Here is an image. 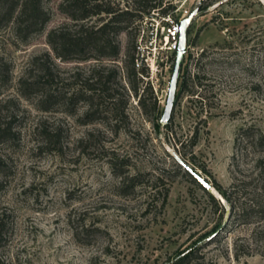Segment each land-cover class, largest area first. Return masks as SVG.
<instances>
[{
	"label": "rangeland",
	"instance_id": "1",
	"mask_svg": "<svg viewBox=\"0 0 264 264\" xmlns=\"http://www.w3.org/2000/svg\"><path fill=\"white\" fill-rule=\"evenodd\" d=\"M61 1H44L50 20L44 32L27 44L14 45L9 31L0 32V54L13 66L11 86L1 99L17 100L1 112L2 121L16 116L17 135L0 146V158L6 164L0 213L10 221L0 261L162 264L175 250L195 241L203 247L216 237L201 249L210 264H264V243L250 237L253 227L264 230V222L243 227L227 223L228 217L224 219L173 159H181L177 153H184L186 165L210 184L211 195L225 211L228 205L213 186L227 191L232 182L249 184L257 167L264 165V148L250 146V138L242 141L240 152L233 150L240 129L264 134V0H206V8L198 9L200 14L186 29L188 48L177 87L183 77L187 86L176 99L171 122L166 127L158 125L159 119L152 122L155 114L145 116L130 91L127 119L117 128L80 124L77 118L85 112L83 106L73 116L61 111L44 113L17 97V80L28 62L43 52L52 54L47 32L68 21L59 12ZM122 1L134 9L133 0ZM193 8L186 6L183 12L187 15ZM128 37L126 31L119 35L115 61L101 62L117 67L122 82ZM55 63L58 77L66 81H72L74 72L98 65L93 60ZM160 89L164 90L163 82ZM157 106L160 118L164 104ZM57 127L61 147L43 149L42 129ZM88 132L95 133L90 141L85 139ZM191 135L193 145L188 142ZM111 155L127 158V171L138 181L127 194H120V182L103 162ZM156 177L159 181L154 182ZM162 187L167 188L163 203ZM86 224L99 231L89 237L79 233L77 240L75 229L79 232Z\"/></svg>",
	"mask_w": 264,
	"mask_h": 264
},
{
	"label": "trees",
	"instance_id": "2",
	"mask_svg": "<svg viewBox=\"0 0 264 264\" xmlns=\"http://www.w3.org/2000/svg\"><path fill=\"white\" fill-rule=\"evenodd\" d=\"M44 1L0 0V32L9 31L12 37L11 43L14 45L27 44L34 36L42 34L50 20V15L44 8ZM204 2L206 0L201 2L200 10L208 5ZM132 4L134 9L130 10L127 7L128 3L122 0H62L58 9L68 21L47 32L46 43L52 54L46 51L28 62L23 74L17 80V97L31 103L35 110L44 113L61 111L73 116L77 108L83 106L86 110L77 118L80 124H106L117 128L127 119L125 108L129 103L131 91L137 98L136 104L142 113L145 116L155 114L151 121L159 119L158 125L166 127L167 125L163 126L160 123L159 107L151 90L144 87L142 92H138L140 80L131 66L134 23L143 14L160 6L161 0H133ZM132 18L134 20L130 22ZM125 31L129 37L123 61L124 80L122 82L120 70L117 67L102 65L101 62L115 61L118 58L119 35ZM56 60L63 63L93 60L98 65L92 66L88 71L78 70L72 74V81H66L57 75ZM12 72L11 61L0 54V146L13 142L17 135L14 131L16 116L8 115L6 120L2 121L3 115L1 114L3 109L8 110L10 104L17 101L15 98L1 99L3 92L11 86ZM186 86V79L180 78L175 91L173 107L178 95L185 90ZM169 122H171V115ZM249 131V128L240 129L235 135L234 153L240 152V144L249 138L251 139L250 146L263 150L264 134L251 135ZM41 133L43 134V149L55 151L61 147L60 127L53 131L42 129ZM94 135L95 133L88 132L85 137L86 141L93 139ZM188 142L193 145L195 137L191 135ZM178 145L181 146L182 143L178 141ZM175 147L178 148L177 144ZM177 155L186 165L185 154L178 152ZM188 157L191 160L192 156ZM103 162L112 176L120 182V194H127L130 189L138 185L136 178L131 177L127 171L129 166L127 158L111 155L106 156ZM257 168L249 184L232 182L227 191H222L217 185H212L228 205L229 212L225 211V208L190 173L182 169L190 181L206 194L208 200L220 211L221 215L225 216L224 219L228 217L227 223L230 222L233 227H243L264 222V165ZM5 169L6 164L0 158V192L5 188L3 180ZM155 181H159L157 177ZM153 187L156 188V185L153 184ZM162 188L161 202L163 203L167 188ZM8 218L5 213H0V247L6 242L9 233ZM98 231L97 226L82 225L79 232L75 229V237L78 240L79 233H84L86 237H89ZM250 237L253 241L260 238L259 242L264 243V230L253 227ZM215 241L216 237L207 241L204 246ZM203 247H199L196 241L189 243L182 249L175 250L163 260L162 264H210L201 253ZM237 254L240 253H234L235 256ZM0 264L4 263L0 261Z\"/></svg>",
	"mask_w": 264,
	"mask_h": 264
},
{
	"label": "built area",
	"instance_id": "3",
	"mask_svg": "<svg viewBox=\"0 0 264 264\" xmlns=\"http://www.w3.org/2000/svg\"><path fill=\"white\" fill-rule=\"evenodd\" d=\"M201 1L161 0L160 6L143 14L134 23L131 66L140 80L138 92L148 87L158 104L163 105L166 100L168 75L179 40V24L186 16L183 9L186 6L195 7ZM161 82L164 83V90L160 89ZM160 91L163 94H158Z\"/></svg>",
	"mask_w": 264,
	"mask_h": 264
},
{
	"label": "water",
	"instance_id": "4",
	"mask_svg": "<svg viewBox=\"0 0 264 264\" xmlns=\"http://www.w3.org/2000/svg\"><path fill=\"white\" fill-rule=\"evenodd\" d=\"M199 4H197L192 11H190L181 21L179 24V40H178V45L177 49L174 53V60H173V65L168 81V86H167V96L166 100L162 109V113L160 116V123L161 125L165 126L169 123L170 115L173 110V102H174V96H175V91L178 83V78H179V73H180V68L183 60V56L185 54L186 50V29L187 26L190 24V22L197 17L200 14V11H198ZM175 161L181 165V167L190 173L199 183L200 185L208 191L210 194L213 195L214 190L211 188L210 184H208L206 181H204L203 178H201L197 172L192 170L190 167L182 163L180 159H178L176 156L174 157Z\"/></svg>",
	"mask_w": 264,
	"mask_h": 264
}]
</instances>
